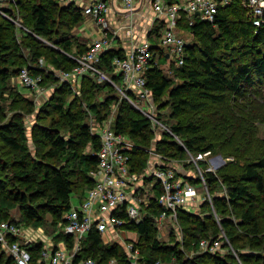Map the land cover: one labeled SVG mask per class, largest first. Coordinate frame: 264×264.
I'll use <instances>...</instances> for the list:
<instances>
[{"label":"trees","instance_id":"obj_1","mask_svg":"<svg viewBox=\"0 0 264 264\" xmlns=\"http://www.w3.org/2000/svg\"><path fill=\"white\" fill-rule=\"evenodd\" d=\"M173 1L168 0L169 3ZM4 2L9 18L0 15V18L6 21L0 23V93L10 78L17 77L24 68L25 59L20 53L22 45L31 51L34 59L43 56L38 39H52V25L56 21L54 11L57 6L55 0L33 3L26 9L29 13L26 19L29 20L30 27L24 31L13 22L17 15L22 13L24 0ZM71 13L72 24L77 23L81 15L80 10L75 7ZM162 27L163 22H160L149 36L153 34L157 39ZM185 29H188L195 41L186 44L183 64L179 67H175L173 61H167L164 50L152 42L156 62L145 72L150 96L157 98L166 92L169 93L172 117H180L170 126L171 133H163L162 139L156 142L155 150L166 159L176 160L183 158L187 152H215L223 157L233 156L239 164L236 171L230 167L233 163L229 161L218 169L216 174L210 171L203 173L208 191L215 192L212 196V206L217 214L216 218L208 201L202 204V208L210 209V213H206L204 217L193 215L182 207L177 210V221L184 225L181 230L183 245L187 249L198 250L201 240L214 241L221 238L220 249H225L226 252H201L195 255L194 260L186 261L181 258L178 247L167 245L159 239L157 218L165 209L156 200L161 192V186L157 182L151 188V205L145 209L143 219L139 223L130 222L121 228L136 234L135 239L130 240L138 251L137 261L140 264H264V155H245L244 145L242 147L238 144L247 136L246 131H243V122L227 109L230 97H244L247 89L264 85V16L260 27L254 28L241 0H232L227 6L218 7L214 23L202 21L198 16L192 18L181 14L177 31L183 38ZM18 33L22 37H18ZM71 46L69 40L63 41L66 53L63 55L62 65L52 59L59 70L70 71L74 67L75 61L69 56L72 53ZM125 54V49L121 46L108 49L101 55L98 64V68L104 73L113 70L110 79L117 85L122 84V78L115 72L113 60L122 59ZM6 55L17 58L18 64L6 67ZM166 62L175 67L177 76L181 79L179 83H173L163 75L160 65ZM77 86L79 95L88 102L94 114L92 118L96 126L101 125L107 120V105L115 101V97L109 93L98 103H93V98L98 90L113 89V85L109 81H101L97 75H84L79 79ZM63 89L71 93L72 86L61 83L55 87L59 95L55 97L51 107L58 113L62 123L58 121L54 127H65L70 135L61 137L55 135L54 130L44 128L41 130L42 136L35 138L36 143L46 144L47 150L38 155L44 162L51 160L50 163H33L32 168L26 169L28 161L24 143L27 136L21 125L14 122L0 133V140L5 145L23 153L19 160L20 171L15 173V178L30 186L29 190L16 186L7 188L4 179L0 178V221L25 223L32 229L42 226L46 221L45 213H48L54 227L71 207L72 198L76 196L81 202L86 191L94 185L91 174L98 167L100 139L91 133L90 124L84 123L79 111L65 107L61 96ZM127 94L131 98L134 97L130 91ZM181 117L186 119L181 120ZM13 126L16 127L15 131L11 129ZM152 128L148 117L123 101L115 116L113 129L134 143V146L125 151L131 173L139 174L148 168L146 151L150 148L154 133ZM173 137L180 141L177 142ZM251 142L246 140L245 143ZM87 145H90L91 149L86 153L83 150ZM241 153L245 158L236 155ZM199 164L205 166L202 162ZM6 167L5 161L0 162L1 170ZM151 179L153 178H148ZM190 181L187 182L194 183ZM220 186L226 188V195L217 192ZM16 207L21 210L22 220L7 218V213L4 212V209ZM233 214L235 219H231ZM118 215L125 217L123 211ZM59 240L66 241L69 246L73 243L72 237L63 234L55 237V241ZM30 245L33 263H36L44 243L37 239ZM88 257L99 263L113 260L112 264H131L130 255L122 243L114 241L104 245L100 233L95 230L90 231L83 239L82 248L75 261ZM0 264H15L1 245Z\"/></svg>","mask_w":264,"mask_h":264},{"label":"built area","instance_id":"obj_2","mask_svg":"<svg viewBox=\"0 0 264 264\" xmlns=\"http://www.w3.org/2000/svg\"><path fill=\"white\" fill-rule=\"evenodd\" d=\"M231 1L174 0L169 3L168 0H152V8L156 15L165 17V25L161 29L158 45L164 50L167 61H173L175 67L183 64L187 43L177 31L181 14L184 13L192 18L198 16L202 21L214 23L218 7H225ZM121 4L124 14L131 17L136 7V0H121ZM241 4L247 9L253 27H260L264 16V0H241ZM109 8L106 0H92L82 8L83 13L92 17L97 23L101 35L82 53L73 57L76 65L70 71H62L61 80L73 84V79H80L84 75H97L116 86L130 102L132 99L127 94L128 91L132 92L134 97L146 100L150 97V89L147 86L145 72L156 62L152 42L145 40L130 47L124 58L113 60L115 72L122 78L121 86L106 77L105 73L98 68L101 55L108 49L114 48L112 42L118 37V30L112 28L105 17ZM0 15L9 18L5 12L4 0H0ZM13 22L16 25L19 24L16 20ZM125 32L131 35L130 29H126ZM16 78L22 86L33 89L40 81L39 78L30 75L26 67L20 70ZM110 118L106 120L107 124L104 127L94 132V134L97 133L95 135L99 137L101 143L97 153L98 167L95 172H92L94 185L86 191L81 202L72 203L69 210L63 214L62 220L58 223L59 230L57 233H52L49 244L43 246L36 263H33L29 250L33 240L24 237L25 227L21 223L0 221V245L15 264H99L89 257L75 261V257L82 248L83 239L92 230L99 232L101 239H105V243L114 241L122 243L130 255L131 264H140L137 261L138 251L134 249L133 239H122L120 231H125L122 230V226L130 222L139 223L143 219L145 209L151 205L153 184L150 186L151 194L149 195H146L147 189L145 191L143 183L133 187L135 179L133 181L131 179L136 175L130 172L128 157L125 154L130 147L127 139L113 130L114 120ZM149 170L150 177L161 186V192L156 198L157 203L165 209L157 218V222H163L168 216L173 222H177L178 208H184L185 202L195 199V187L189 182L180 180L174 169L166 165H157ZM122 211L125 217L118 215ZM31 231H37L36 234L46 236L41 227ZM57 234L72 237L71 246L63 240L55 241ZM221 244V238L214 241L204 239L199 242V249L203 252H217ZM108 263H113V260Z\"/></svg>","mask_w":264,"mask_h":264},{"label":"rangeland","instance_id":"obj_3","mask_svg":"<svg viewBox=\"0 0 264 264\" xmlns=\"http://www.w3.org/2000/svg\"><path fill=\"white\" fill-rule=\"evenodd\" d=\"M44 1L45 0H24V3L22 5L23 11L22 13L20 12L19 15H17V20L15 19L19 23L17 27L22 28L24 31H27L30 25L28 22L29 20L27 21L26 19L29 17V13L26 9L35 2ZM55 1L57 5L56 11H54L56 21L52 25V29L54 31L52 34V39H50V41L43 40L41 38L38 39L40 41V51L43 56L38 59H34L31 51L23 45L20 51L22 57L25 59L24 67L28 68L30 75L40 79L37 84L38 86L34 89L24 87L19 83L16 76H12L7 82V85L1 90L0 93V133L5 131V128L10 127V125H12L14 122L16 123V125H21L27 136L24 143L27 149L26 160L28 161L26 169L32 168L33 163H39L40 165H43L44 163L51 162V160H47V162H44L38 155V153H42L47 150L46 144L44 145V143L35 142V138L38 139L42 136V129L50 128V130H54L55 135H59L61 137H68V135H70L69 130H66L65 127H54V124H57L58 121L60 122V124L62 123V120H59L60 117L58 113L55 112L51 107V103L55 102V97L59 95V91L55 90V87L59 86L61 83L67 82L61 80V72L65 70H59L57 68V65L52 62V59H56L60 63V65L64 63L63 55L66 52H64L65 50L63 48V41L69 40L72 43L70 52H78L82 49L84 50L88 45H90L97 39L95 31L96 27L98 28L99 33H101V30L94 19L90 16H85L82 9L78 22L72 24V10L75 9V7H77L78 9L81 8L75 1ZM5 22L6 21H4V19L0 18V23ZM67 23L71 24L68 25ZM18 34V37H22L20 33ZM183 36L187 44L193 43L195 41L194 37L189 33L188 29H185L183 31ZM58 41L62 42L57 43ZM121 43L122 42H120L119 44ZM115 45L116 43L112 44L113 47H115ZM44 46H46V48ZM69 56L73 60H75L73 57L77 55L69 54ZM5 58L7 62H5L4 65L6 67H12L13 64H18V60L15 57L6 55ZM160 68L162 69L163 75L170 78L173 83H179L181 81L180 77L177 76L175 67L171 66L168 62H166L165 64H161ZM33 71L36 72V74ZM111 73H113V70L107 71L105 73L106 77L110 78ZM102 80L108 81L104 78H101V81ZM69 83L70 86H72V92L68 93L67 89H63V93L61 94L63 101H65L66 104L65 107L73 108L71 110L74 111H79L84 119V123L90 124L91 133H94L95 130L104 127V125L107 124L106 121L102 122L101 125L97 124L96 126L92 118L94 114L88 106V102L84 100L78 93V83ZM109 93H112L111 95L115 97V101H111L107 105V109H109L107 120H110V117H112V120H114L115 116L119 112L120 105L123 103V101H126L139 112H141L144 116L148 117L153 126L152 131L154 133L151 137V144L149 145L150 148H148V150L146 151L148 153V168L145 172H140L139 174L133 173L134 175H136L135 178L131 179V181L135 179L133 181V187L141 185L143 183L145 191L147 189L146 195L151 194L150 186L154 184L155 181L153 179L148 180V178H152L150 177V166L152 167L150 169H153L157 165H166L174 169L175 172L178 171L179 174H176L180 180H186V182L188 180H191L194 182L191 184L195 187V199L185 202L183 206L184 209H186L193 215H199L201 217H204L206 213H210V209L207 207L202 208V204L208 201L211 205V208L213 209L212 196L215 192H213L214 190L211 193L210 191H208L209 189L204 179L203 173L206 171H210L216 174L218 169H220L229 161L233 163L230 167H233L235 169L234 171H236L239 167L237 165L239 164L236 163L234 157H223L220 153L215 152L209 154H192L190 152H187V154L183 158H179L177 160L166 159L164 156L160 155L157 150H155V144L158 140L162 139L164 135L163 133H171L170 126L172 124H175L180 118L179 116L172 117V101L170 100L169 93L166 92L161 97L157 98L152 95L146 100L140 99L138 97H132V101L130 102L124 97V95H122L120 90L113 85V89L110 88L98 90L96 92V96L93 98V103L103 101ZM227 109H230V111L235 114L236 118L242 120L243 122L241 124L243 125V131H246L247 136L242 140L243 142H239L238 144L242 147L244 145V148L246 149L245 155H253L255 157L264 155V85H257L255 88L247 89L244 97H230V101L227 103ZM185 119V117H181V120ZM11 129L15 131L16 127L13 126ZM173 138L177 142L180 141L176 137ZM246 140L252 142L247 144L245 143ZM127 143L129 144V147L134 146V143L130 140H127ZM90 149V145H87L83 151L87 153L90 152ZM22 155L23 153L13 150L0 140V162L5 161L7 163V167L5 170L0 169V178L4 179L7 188L16 186L23 190L30 189L29 185H26L22 180L15 178V173L17 171H20L19 160ZM236 155L245 158V155L243 153ZM217 158L221 159L218 162L220 163L218 166H216L215 164V162H217ZM162 159L164 160L162 161ZM200 162L204 163L205 166L203 164H199ZM241 164L242 162L240 163V165ZM218 191L223 195H226V188H224L223 186L218 187L217 192ZM72 202L75 203L74 198H72ZM4 212L7 213V218H16L22 220L21 210L17 207L9 210L4 209ZM230 212L232 213V209H230ZM212 214L215 216V218L217 217L214 209L212 211ZM219 216H221V214H219ZM231 219H235L234 214L231 215ZM45 220L46 221L44 222V224L40 226L45 231L46 236L48 237V239L45 238V240H41L44 243V246L49 244V239L52 233H57V231L59 230L58 223L54 227L51 225L52 218L50 214L45 213ZM22 225L30 235H36L37 231L32 232L31 228L25 225V223H22ZM157 226L159 239L167 245L178 247L179 251L182 254L181 258L183 260L192 261L191 259L194 260L195 255L203 252L200 249H198L199 251L189 250L186 248V246L183 245L184 240L181 229L182 227H184V225L178 223V221L173 222L168 216L164 219L163 222L158 223ZM32 229L37 230V228ZM38 233H41V231H38ZM57 236H59V234H57ZM126 236H130V234H128L126 231H120V237L122 239H125ZM128 238V240L133 239L130 237ZM102 242L104 245L109 244L108 242L105 243V239H103ZM218 252L224 253L226 252V250L219 249ZM95 261L99 263L97 260ZM108 262H100L99 264H109Z\"/></svg>","mask_w":264,"mask_h":264},{"label":"crops","instance_id":"obj_4","mask_svg":"<svg viewBox=\"0 0 264 264\" xmlns=\"http://www.w3.org/2000/svg\"><path fill=\"white\" fill-rule=\"evenodd\" d=\"M71 1H75L78 4V6L81 7L79 9L81 12V9L92 0H71ZM106 1L109 3L110 6L105 16L106 20L110 22V24L112 25V27H114V29L118 30V34H117L118 37H116L117 40H114L112 42V44L116 43L114 48L121 46L124 47L125 52H127L130 49V47L136 46L145 40H149L150 42H154L158 44L157 40H159V37L156 39V37L153 34H151V36H149V34L152 31V29L155 28V26L159 25L160 22H163V25H165V17L162 15L161 16L156 15V13L152 8V0H136V7L131 17L126 16L127 14L126 15L124 14L121 0H106ZM126 29L131 30L130 32L131 35L126 34L125 32ZM95 31H96V38L97 39L100 38L101 34L99 33L97 27ZM119 41L122 43L119 44L120 43ZM75 53L76 52H72L71 54L76 55ZM78 80L79 79H73V82L77 84ZM219 160L221 159L220 158L216 159L217 161L215 162L216 166L220 164L218 163ZM176 173L179 174L178 171H176ZM73 198L75 199V203L77 204L79 202V198L76 196H74ZM127 233L130 234V236H126L125 239H129L128 237L135 239L134 238L136 237L135 233L133 232H127ZM36 235L33 234L30 235L27 232V230L24 231L25 239H31L34 241L37 239L45 240V238H47L46 236H43V234H36Z\"/></svg>","mask_w":264,"mask_h":264},{"label":"bare ground","instance_id":"obj_5","mask_svg":"<svg viewBox=\"0 0 264 264\" xmlns=\"http://www.w3.org/2000/svg\"><path fill=\"white\" fill-rule=\"evenodd\" d=\"M161 135V134H160ZM157 163V162H156ZM189 165V164H188ZM203 167V166H202ZM152 168V167H151ZM184 179V178H183ZM193 206V205H192ZM196 206V205H195ZM174 228V227H173ZM169 234V233H168ZM207 240V239H206ZM162 241V240H161ZM196 250V249H195ZM199 251V250H198ZM193 257V256H192ZM190 259V258H189ZM167 260V259H166ZM191 260H193V259H191Z\"/></svg>","mask_w":264,"mask_h":264}]
</instances>
